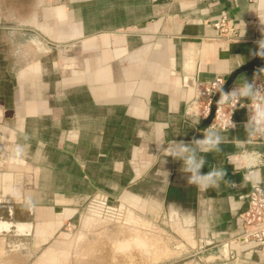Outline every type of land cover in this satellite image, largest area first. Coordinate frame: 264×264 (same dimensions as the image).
<instances>
[{"label":"crops","instance_id":"obj_1","mask_svg":"<svg viewBox=\"0 0 264 264\" xmlns=\"http://www.w3.org/2000/svg\"><path fill=\"white\" fill-rule=\"evenodd\" d=\"M259 4L0 0V29L28 35L37 51L13 42L20 69L11 95L0 93V127L16 129L14 137H0V264H31L38 256L35 264H59L52 249L38 253L50 242L62 246V226L91 198L171 226L192 264H264V245L234 241L250 188L264 190V139L250 140L243 110L228 136L245 143H225L205 157L202 172H226L218 188L189 185L179 161L153 157L161 133L188 143L207 128L186 114L194 81L227 79L225 70L255 61L234 82L251 80L264 68L255 55L264 31L252 12ZM222 19L225 34L212 26ZM28 60H35L29 73L21 70ZM16 144L24 148L20 160ZM5 177L17 198L2 195Z\"/></svg>","mask_w":264,"mask_h":264},{"label":"rangeland","instance_id":"obj_2","mask_svg":"<svg viewBox=\"0 0 264 264\" xmlns=\"http://www.w3.org/2000/svg\"><path fill=\"white\" fill-rule=\"evenodd\" d=\"M14 41L21 42L25 51L37 52L35 40L28 35L0 29V93L7 95L13 89V72L20 69L12 51ZM34 61L22 63L21 70L29 73ZM83 208L59 231V240L65 239L62 246L50 242L39 255L52 249L59 264H192L193 258L184 251L187 247L177 241L171 226H158L150 218L143 219L139 210L120 205L116 209L114 203L99 204L93 198Z\"/></svg>","mask_w":264,"mask_h":264},{"label":"clouds","instance_id":"obj_3","mask_svg":"<svg viewBox=\"0 0 264 264\" xmlns=\"http://www.w3.org/2000/svg\"><path fill=\"white\" fill-rule=\"evenodd\" d=\"M252 12H259L257 15L259 23L264 29V0H260L258 7L252 9ZM241 28L240 37L244 35L245 25L240 22ZM262 38L257 43V50L255 55L264 59V31L261 34ZM239 37V38H240ZM239 66L242 61L238 57ZM222 64L227 65L228 60L221 61ZM232 72L225 70L222 75H229ZM264 68H260L253 74L251 80L246 77L238 78L228 91L223 90L222 81L217 88L219 94V104L230 106L232 111L227 114L226 119H222L218 124H210L206 129L200 133V138L192 139L190 142L184 141L165 140V136L161 133L153 142L157 147L158 155L153 157L162 164L165 163L164 158H171L173 161L180 162V171L187 176V183L202 188L204 191L207 189L218 188L221 182H224L226 172L223 167L213 166L202 172L206 165V155L210 153H217L221 151V145L225 143H234L236 146H241L245 141L239 139H229L228 132L233 129L235 125L231 121L232 112L239 106L240 108H247L248 119L244 124V131L248 136H258L264 138ZM248 103H242V101ZM15 136V127H0V137L7 139L9 135ZM14 151V159L20 160L23 156L24 148L20 144H16ZM245 157L249 154L245 153ZM255 155V154H253ZM231 159V157H229ZM258 175V174H256ZM3 196L18 197V190L12 183L10 178H4ZM231 200L232 198L229 197Z\"/></svg>","mask_w":264,"mask_h":264},{"label":"built area","instance_id":"obj_4","mask_svg":"<svg viewBox=\"0 0 264 264\" xmlns=\"http://www.w3.org/2000/svg\"><path fill=\"white\" fill-rule=\"evenodd\" d=\"M225 20L222 19L217 23H214L213 28L219 33H226ZM222 81L226 79L222 76L216 77L209 83H198L194 81L192 84L193 99L186 106V114L190 117H194L199 121H204L210 114L211 103L214 96L217 93V88ZM225 84V83H224ZM223 84V85H224ZM223 87V86H222ZM247 104L248 102L242 101ZM243 110L246 116V122L248 119L247 108H237L232 112L231 121L235 125V114L237 111ZM232 109L227 105H220L219 101L216 103L214 111V118L210 124H218L222 119L227 118V114ZM250 140L262 141L264 138L258 136H249ZM240 233L235 237L234 241L240 244L254 243L260 246L264 245V190L259 185H253L247 195L246 208L239 216Z\"/></svg>","mask_w":264,"mask_h":264},{"label":"water","instance_id":"obj_5","mask_svg":"<svg viewBox=\"0 0 264 264\" xmlns=\"http://www.w3.org/2000/svg\"><path fill=\"white\" fill-rule=\"evenodd\" d=\"M256 66V62L255 61H251L249 63H247L246 65H243L241 66L240 68H238L236 71H234L233 73H231L226 81H225V84L223 85V90L226 92L230 89V87L232 86L234 80L236 79V77L248 70H251L253 67ZM219 101V94L218 92L216 93V95L214 96L213 100H212V103H211V111H210V114L209 116L207 117V119H205L203 122H202V126L203 127H208L211 123V121L213 120L214 118V111H215V108H216V103ZM3 209V208H2ZM6 211L8 212V215L12 217V209L10 208H5Z\"/></svg>","mask_w":264,"mask_h":264},{"label":"bare ground","instance_id":"obj_6","mask_svg":"<svg viewBox=\"0 0 264 264\" xmlns=\"http://www.w3.org/2000/svg\"><path fill=\"white\" fill-rule=\"evenodd\" d=\"M143 246V245H142ZM144 248V247H143ZM124 261V260H123ZM132 263V262H131Z\"/></svg>","mask_w":264,"mask_h":264}]
</instances>
